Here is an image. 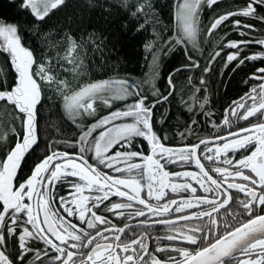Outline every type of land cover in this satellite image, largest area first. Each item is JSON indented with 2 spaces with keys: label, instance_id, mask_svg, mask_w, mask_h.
Here are the masks:
<instances>
[{
  "label": "snow or ice",
  "instance_id": "6c2138e0",
  "mask_svg": "<svg viewBox=\"0 0 264 264\" xmlns=\"http://www.w3.org/2000/svg\"><path fill=\"white\" fill-rule=\"evenodd\" d=\"M84 3L89 10L98 6L96 0ZM219 3L174 0V25L154 31L144 48L155 59L158 49L167 54L183 46L186 63L175 72L208 73L217 58L224 67L235 62L233 71L249 61L264 65V32L255 35L258 24L264 26V0H243L214 16L207 35L215 40L216 30L231 24L240 39L222 40L205 66L194 58L187 45L200 49L203 43L197 40L203 6ZM6 6L12 15L0 5V55L15 76L0 81V111L12 117L11 127L0 130V144H7L0 153V264H264V66L244 81L248 91L224 109L222 121L210 120L214 134L202 136L190 126L186 131L196 142L166 146L162 140L168 136L154 131V116L177 92L174 73L167 77L166 94L153 86L155 99L131 79L74 86L97 58L106 65L109 36L90 28L83 14L61 17L67 0H7ZM116 7L125 18L124 32L127 18L135 33L159 22L152 0H120ZM112 8L105 6L107 16ZM165 31L173 34L165 37ZM252 45L261 50L246 53ZM49 48L55 51L48 54ZM225 49L235 51L222 56ZM187 82L195 92H207L203 76L199 86L191 76ZM54 98L78 135L64 141L65 151L45 142L44 155L23 175L27 159L40 148V121L46 119L41 111ZM207 103L205 96L201 111ZM143 141L151 154H145ZM173 164L178 168L169 169ZM107 214L123 218V226ZM137 217L144 219L127 222ZM153 224L167 226L163 235L155 234Z\"/></svg>",
  "mask_w": 264,
  "mask_h": 264
},
{
  "label": "trees",
  "instance_id": "16d2710c",
  "mask_svg": "<svg viewBox=\"0 0 264 264\" xmlns=\"http://www.w3.org/2000/svg\"><path fill=\"white\" fill-rule=\"evenodd\" d=\"M68 7L64 9L60 16L83 14L85 23L90 28H96L109 36V47L112 49L106 52V65L100 66L99 58L95 60L94 64H89V71L78 76L73 81L74 86H79L86 81H96L108 78L135 80L138 84L142 83V91L155 99L152 96V88H158L160 92L166 94L167 77L170 73H174L175 82L177 84V92L169 97V102L158 105L154 119L156 125L154 131L157 135L168 136L167 140H162L166 146L182 147L189 143L196 142L193 134H188L187 129L191 126L198 129L199 135L207 136L209 132L208 126L211 125L210 120L216 119L223 115L224 109L231 103V101L242 96L248 91V85L244 83L249 75L254 72L256 67L264 66L261 61L246 62L241 68L233 71L235 62L228 67H224L223 61L217 58L219 63H214V71L202 73L199 69L182 70L175 72L177 68H183L186 63V58L183 53V46H176V48L167 54L159 49L155 53V59L145 48L144 44L151 41L153 32H158L161 28L171 27L175 23L174 19V0H152L155 7V12L152 15L158 17L159 22L155 29L151 23L147 25V31L135 33L133 22L131 18H127L129 23V31L121 30V24L125 22L123 14L117 10L120 0H96L97 7L89 10L84 3V0H67ZM243 0H220L219 5H214L212 9L203 6V11L200 15L198 42L203 40L200 44V49H193L189 43L188 49L192 52L194 58L201 62L202 66L207 64L208 57L219 50V45L222 40H238L240 39L238 32L232 28L231 24L227 27L221 26L216 30L218 34L213 39V36L207 35L206 26L210 23L214 16L229 8L239 7ZM7 0H0V5H4V11L11 17V11L7 9ZM113 5V15L107 16L105 13V6ZM55 19V18H54ZM243 19V18H242ZM254 22V21H248ZM227 23V22H226ZM258 23V22H257ZM174 31V30H173ZM264 32V26L258 24V31L255 35L259 36ZM225 33L227 35L225 36ZM173 32L165 31V37L171 36ZM31 43V42H30ZM259 45H252L245 49L246 53L260 51ZM55 49L49 48V53L52 54ZM227 51H235L225 49L222 56ZM69 76V74H63ZM15 73L11 66L7 63L6 58L0 55V81L7 80L11 82L14 79ZM192 77L194 84L199 86V79L203 76L207 81V92L201 88L200 92H195L192 84H189L188 77ZM69 78H71L69 76ZM55 95V94H54ZM207 96L208 103L205 105L204 111H210L211 117H205L204 111H201L200 104L203 103L204 97ZM116 104L122 105V101H117ZM191 106V111L189 110ZM107 112V109L104 110ZM40 121V148L37 149L32 158L27 159L24 166L23 175H29L30 169L34 163L42 157L45 152V142L55 143L56 149L59 151L69 150L66 148L64 141H71L78 135V129L71 126V122L67 114L63 112L62 102L59 98L48 100L41 111ZM198 120L197 125H192V119ZM12 117L4 111H0V130L11 127ZM186 133V138H181L180 133ZM7 139H14L8 136ZM142 140V138H138ZM144 151L147 155L150 148L146 141H143ZM7 150L6 142L0 144V153ZM136 162H140L137 160ZM64 189H61L63 193Z\"/></svg>",
  "mask_w": 264,
  "mask_h": 264
},
{
  "label": "flooded vegetation",
  "instance_id": "af4514ba",
  "mask_svg": "<svg viewBox=\"0 0 264 264\" xmlns=\"http://www.w3.org/2000/svg\"><path fill=\"white\" fill-rule=\"evenodd\" d=\"M222 119H223V115H221V116H219L218 118L213 119V120L216 121L217 123H219V122L222 121ZM240 123H244V122L241 121ZM208 128H209V132H208L207 136H209L210 134H214L215 130L211 127V125L208 126ZM178 163H180V162H178ZM168 168H169V169H177V168H178V165H177V164L169 165ZM184 169H186V170H188V171H195V170H196L194 164H185V165H184ZM145 191H146V189H145ZM142 195H144L143 192H142ZM169 195H177L178 198H179L180 196H183V197H187V196H188L187 193L173 194V193H171V192H169ZM111 199H112V200H118V199H120V198L112 197ZM165 199H167V197H166ZM152 202L155 203L154 200H153ZM161 203H163V201H161ZM132 210H133V209H124V210H122V211L129 212V211H132ZM196 210H197V209L194 208V209H191L190 211H196ZM221 211H222V210H221ZM107 215H109V216L113 219L114 222L119 223L120 226H123V223H121V221L123 220V218L112 217L111 214H107ZM177 215H179V214H177ZM143 219H144V217H137V218L132 219V220L127 221V222H129V223H131V224H133V225H136V224L138 223V221L143 220ZM154 219H159V217H155ZM181 223H183V222H181ZM151 227H152L153 229H155V234H157V235H163V233H164V231H165V229H166L167 226L162 225V224H153V225H151ZM149 243H150V247H152V246L155 245V241H154V240H150ZM161 243H165V244H166V243H170V242L162 241ZM160 255H162V254H160Z\"/></svg>",
  "mask_w": 264,
  "mask_h": 264
},
{
  "label": "rangeland",
  "instance_id": "374dc122",
  "mask_svg": "<svg viewBox=\"0 0 264 264\" xmlns=\"http://www.w3.org/2000/svg\"><path fill=\"white\" fill-rule=\"evenodd\" d=\"M97 81V80H96ZM88 82H93V81H86V82H83V83H88ZM82 84V83H81Z\"/></svg>",
  "mask_w": 264,
  "mask_h": 264
}]
</instances>
